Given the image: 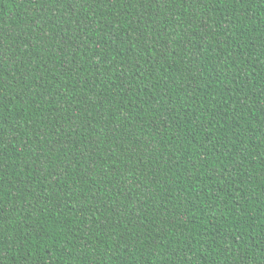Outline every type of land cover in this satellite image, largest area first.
Returning a JSON list of instances; mask_svg holds the SVG:
<instances>
[{
  "label": "trees",
  "instance_id": "16d2710c",
  "mask_svg": "<svg viewBox=\"0 0 264 264\" xmlns=\"http://www.w3.org/2000/svg\"><path fill=\"white\" fill-rule=\"evenodd\" d=\"M0 264H264V0H0Z\"/></svg>",
  "mask_w": 264,
  "mask_h": 264
}]
</instances>
